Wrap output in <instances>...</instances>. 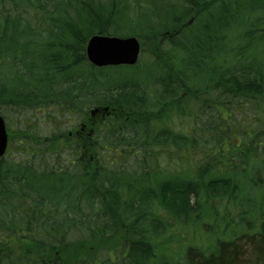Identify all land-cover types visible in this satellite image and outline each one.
<instances>
[{"label":"trees","instance_id":"trees-1","mask_svg":"<svg viewBox=\"0 0 264 264\" xmlns=\"http://www.w3.org/2000/svg\"><path fill=\"white\" fill-rule=\"evenodd\" d=\"M97 33L150 40L151 62L142 46L132 66H93ZM10 109L79 131L9 140L0 264H264V0H0Z\"/></svg>","mask_w":264,"mask_h":264},{"label":"rangeland","instance_id":"rangeland-1","mask_svg":"<svg viewBox=\"0 0 264 264\" xmlns=\"http://www.w3.org/2000/svg\"><path fill=\"white\" fill-rule=\"evenodd\" d=\"M157 5H160L157 4ZM152 42L150 40H147L146 43H144L143 45H141V47L143 46V50L144 53L141 56V58L144 60V64H147L149 62H151V57H150V51H152ZM146 69H148V67H144L143 72H147ZM151 73L155 74V71H151ZM116 80L115 78H112L111 81ZM46 112H26L25 113V121L23 120L24 118L22 116H20L19 113L17 112H13V110H7L4 114L5 117V123L7 125V134H8V138L9 140L11 139V146L12 148L10 149L11 152L14 151L15 146L13 142H15L14 139L16 134H28V132H22L20 130V127L23 128H27L28 129H33V128H37L35 129V131H33L34 133L39 134L42 137H47L50 135V132H54V136L51 135L50 142L54 143L53 145L56 144V142L60 141V137L63 136L64 138L74 134L73 132H71L68 128H69V123L66 121V119L63 117V115L60 112H51V120L47 119L46 117ZM89 114V113H88ZM90 117L86 116V125H85V131H88V128L91 127H95L98 124L99 118H101V113L100 112H96L93 114H89ZM166 115V114H164ZM164 123L171 125L173 128L175 129H179L182 128V122L173 115H166L164 117ZM92 124V125H91ZM36 126V127H35ZM75 129V128H74ZM73 129V130H74ZM79 129H76V133H78ZM53 134V133H52ZM62 138V141L63 139ZM72 138V137H71ZM26 243L24 241L20 242V246H21V251L23 250V248L25 247ZM101 245L108 250V252H110L113 256V252H122V243H121V239L120 238H113L110 241L107 242H102ZM19 246V249H20ZM14 249L17 250V246L13 247ZM18 249V250H19ZM76 254H73V258L72 257H66V259L64 260L63 264H79V256H75Z\"/></svg>","mask_w":264,"mask_h":264},{"label":"water","instance_id":"water-1","mask_svg":"<svg viewBox=\"0 0 264 264\" xmlns=\"http://www.w3.org/2000/svg\"><path fill=\"white\" fill-rule=\"evenodd\" d=\"M86 57L95 67L134 65L140 54V43L135 36L93 34L86 43ZM95 111V110H93ZM8 136L0 114V157L7 148Z\"/></svg>","mask_w":264,"mask_h":264},{"label":"flooded vegetation","instance_id":"flooded-vegetation-1","mask_svg":"<svg viewBox=\"0 0 264 264\" xmlns=\"http://www.w3.org/2000/svg\"><path fill=\"white\" fill-rule=\"evenodd\" d=\"M82 129V128H81Z\"/></svg>","mask_w":264,"mask_h":264}]
</instances>
